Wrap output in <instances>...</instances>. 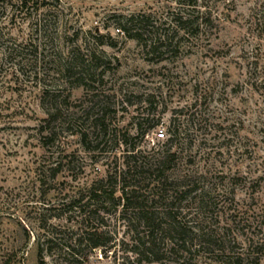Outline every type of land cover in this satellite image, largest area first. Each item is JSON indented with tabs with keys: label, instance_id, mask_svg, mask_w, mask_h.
I'll use <instances>...</instances> for the list:
<instances>
[{
	"label": "rangeland",
	"instance_id": "rangeland-1",
	"mask_svg": "<svg viewBox=\"0 0 264 264\" xmlns=\"http://www.w3.org/2000/svg\"><path fill=\"white\" fill-rule=\"evenodd\" d=\"M19 1L0 0V264H264V0H199L188 31L176 0ZM124 157L152 233L114 206ZM111 175L104 212L69 206Z\"/></svg>",
	"mask_w": 264,
	"mask_h": 264
},
{
	"label": "trees",
	"instance_id": "trees-1",
	"mask_svg": "<svg viewBox=\"0 0 264 264\" xmlns=\"http://www.w3.org/2000/svg\"><path fill=\"white\" fill-rule=\"evenodd\" d=\"M177 3L180 4L181 8L187 7L185 10H179L178 12H176L175 14L172 15V18L170 20V24L174 25L176 28H178L180 31H188L189 29L193 28L195 26V23L197 22V20H195V18H193V16L190 14V12L193 10H197L198 7V1L199 0H176ZM28 5H30L29 0H20L19 4L17 5V10H19V14L20 13H24V11L26 9H28ZM16 6V5H15ZM183 11H185L186 13H183ZM189 12V13H188ZM128 26H130L128 28ZM138 27V28H136ZM152 28L154 29L155 26L152 22V16L151 15H145L143 14L142 16H138V17H131L128 22L125 24H121L119 26V31L129 35V37L131 38H136L140 39L142 37L141 34V29L140 28H144L145 30L147 28ZM136 28V29H135ZM133 32V35H130V32ZM132 33V32H131ZM163 42H159V43H154V45L151 46H147L146 49H149V53L156 55V54H160V49L162 46ZM149 47V48H148ZM70 70H72V68L70 67L69 64H66L65 69L63 70L65 73L66 72H70ZM59 111L56 110V113H58ZM105 117L104 116H98L96 117L93 121H92V127L91 129L94 131H99V135L102 137L101 138V142H103L105 140V137L108 134V126L105 124L104 122ZM45 129V128H43ZM46 131V138L47 139H54L55 136L57 135V132L52 129L49 128ZM89 137L88 134L84 133L83 134V139L86 140ZM98 140V137H97ZM99 141V140H98ZM110 141H114L116 143L115 146L117 145H125V140L118 138V137H113L112 140H108L109 143ZM100 142V143H101ZM172 154L167 153L165 156L167 158H169ZM133 156V155H130ZM134 158V156H133ZM166 160L163 162L165 163ZM122 165V169L119 173L118 176H116V182L117 180H121L123 182V184L121 185V195L119 196V198L117 199V202L114 203L115 208H121L123 211V220L125 221V200L128 202L127 207L133 208L134 211V217L136 218V220H138L140 223H144V225L147 226L148 229H150V233H152L155 229V224H156V219L154 218H150L149 213L147 211H145L142 207L139 206V204L137 203V197L130 198L128 197V193L125 192V157L123 160ZM117 173V172H116ZM117 175V174H115ZM112 179L113 176H109L106 180H101L100 182L95 183L89 190V199L86 202V204H82L83 199H79L77 201H71L70 202V207L74 208V209H79V212L83 213L84 216H86L87 218L90 219V216L92 214L95 213H100V212H104L107 208H105V204H107L109 201L106 202V194L108 193V187L111 186L112 183ZM113 188V187H112ZM111 194L109 195V198L111 199L110 201H113L114 199V191L110 192ZM105 200V201H104ZM89 216V217H88ZM264 218V215H263ZM88 245L89 247H91L92 249H96V248H106V245L108 244L109 240L105 239V235L104 232H100V233H93V234H88ZM78 245H81L82 241L81 239L78 240ZM145 246V245H144ZM154 246V243L152 245H149L148 247H144L145 248V253L146 251L151 252L150 254H154V252H152V248ZM144 252H142L141 254H143ZM148 252V253H149ZM16 255H9L8 258L5 260L4 264H14L16 263L15 261ZM15 261V262H14ZM239 262V261H238ZM237 261L234 262V264H238Z\"/></svg>",
	"mask_w": 264,
	"mask_h": 264
}]
</instances>
